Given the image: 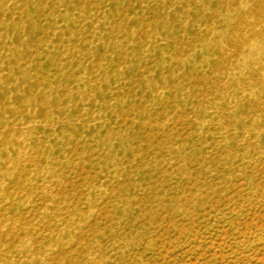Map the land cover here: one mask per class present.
Here are the masks:
<instances>
[{"label": "rangeland", "instance_id": "rangeland-1", "mask_svg": "<svg viewBox=\"0 0 264 264\" xmlns=\"http://www.w3.org/2000/svg\"><path fill=\"white\" fill-rule=\"evenodd\" d=\"M0 264H264V0H0Z\"/></svg>", "mask_w": 264, "mask_h": 264}]
</instances>
